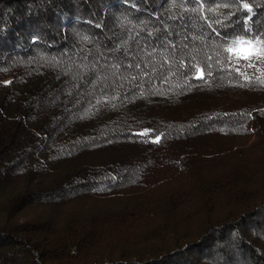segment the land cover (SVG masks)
Masks as SVG:
<instances>
[{
    "label": "trees",
    "instance_id": "1",
    "mask_svg": "<svg viewBox=\"0 0 264 264\" xmlns=\"http://www.w3.org/2000/svg\"><path fill=\"white\" fill-rule=\"evenodd\" d=\"M241 39L264 0H0V264H264Z\"/></svg>",
    "mask_w": 264,
    "mask_h": 264
},
{
    "label": "rangeland",
    "instance_id": "2",
    "mask_svg": "<svg viewBox=\"0 0 264 264\" xmlns=\"http://www.w3.org/2000/svg\"><path fill=\"white\" fill-rule=\"evenodd\" d=\"M244 41H252L253 44L251 47H253V51L250 55L245 58V55L237 51L236 49H239L241 45L238 42H244ZM256 41H261V40H238L236 43L231 46V52L234 55V57L237 60H240L241 65H244L245 69H247V73L250 74H256V78L259 80L261 79L262 84H264V41H261V43L257 44ZM247 47V46H246ZM256 49L260 50L259 52L256 51ZM254 78V79H256ZM243 91L239 92H230L225 96L224 98H221L219 101H222L223 104L228 105L229 107L232 108H237L238 106H244V104H247V101H250V99L254 98L255 101H258V103L264 102V93H258V94H243ZM254 135L250 136V139H237L236 143L237 144H248L251 141L254 140ZM29 214L31 213V210L28 211Z\"/></svg>",
    "mask_w": 264,
    "mask_h": 264
},
{
    "label": "snow or ice",
    "instance_id": "3",
    "mask_svg": "<svg viewBox=\"0 0 264 264\" xmlns=\"http://www.w3.org/2000/svg\"><path fill=\"white\" fill-rule=\"evenodd\" d=\"M241 47L239 49H236L237 51L242 52L245 55V58H247L248 55L252 53L254 50L252 46L253 42L252 41H244V42H238ZM257 44L261 43V41H256ZM247 46V47H246ZM257 52L260 50L256 49ZM159 139V138H157Z\"/></svg>",
    "mask_w": 264,
    "mask_h": 264
}]
</instances>
